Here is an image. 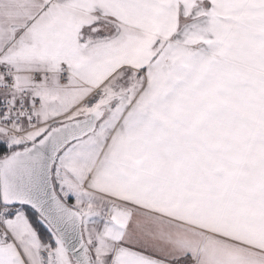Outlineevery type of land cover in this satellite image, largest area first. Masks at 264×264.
Here are the masks:
<instances>
[{
	"label": "snow or ice",
	"instance_id": "6c2138e0",
	"mask_svg": "<svg viewBox=\"0 0 264 264\" xmlns=\"http://www.w3.org/2000/svg\"><path fill=\"white\" fill-rule=\"evenodd\" d=\"M0 264H264V0H0Z\"/></svg>",
	"mask_w": 264,
	"mask_h": 264
}]
</instances>
